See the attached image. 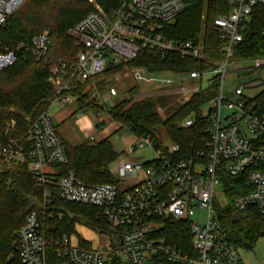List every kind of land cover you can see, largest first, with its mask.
<instances>
[{
	"label": "built area",
	"instance_id": "obj_1",
	"mask_svg": "<svg viewBox=\"0 0 264 264\" xmlns=\"http://www.w3.org/2000/svg\"><path fill=\"white\" fill-rule=\"evenodd\" d=\"M26 0H0V26ZM90 10L70 29L76 39L75 60L54 61L49 56L51 37L47 31L34 35L27 42H0V71L13 65L18 58H34L49 64L47 81L54 91L49 107L29 126L22 138H11L0 150V178L9 169L26 164L35 188L42 198L37 209L31 210L17 230V251L22 264H245L240 249L230 242L221 222L214 218L217 204L216 188L221 187L220 172L232 176L246 173L251 185L249 192L235 195L232 205L236 211L256 207L264 215V109L244 94L263 84L260 74L263 58L238 60L235 49L243 40L246 22L254 6L264 0H234L233 9L218 15L214 25L222 42V59L211 60L205 52L204 39H174L167 36L170 24L185 10L183 0H115L105 11L97 0H87ZM159 53L163 59L195 58L210 64L195 71H162L151 73L144 68H132L125 75L154 85L159 94L174 95L180 104H186L203 91L214 89L213 96L202 106L199 117L207 122L204 141L205 160H184L178 157L180 146L172 142L157 143L151 136H139L131 127L122 135L123 150L110 168L114 182L86 183L73 172L61 174L59 167L68 160L65 140L56 131L49 109L53 104L62 108L77 104L84 93L88 100L108 113L113 91L104 97L106 77L93 80L109 64L118 65L134 60L142 50ZM238 61L256 71L255 81L239 83L224 92L228 67ZM169 74L149 77L150 74ZM119 81L121 75H115ZM108 82V81H107ZM135 94V98L147 95ZM225 113V114H224ZM111 120V118H110ZM196 117L186 118L181 127L190 128ZM14 124V123H13ZM104 122L98 123L103 130ZM89 141H97L91 135ZM150 146L155 157L132 158L138 148ZM13 180L7 181L11 185ZM225 208L229 201L225 196ZM98 208L104 219L118 231L101 246L82 248L72 243V236L49 237L51 219H61L63 211L54 206L56 198ZM196 209L208 210L203 223L191 220ZM166 220L186 221L191 236V251L182 252L157 231ZM91 242L90 239L84 238ZM57 261V262H58ZM258 264H264V261Z\"/></svg>",
	"mask_w": 264,
	"mask_h": 264
},
{
	"label": "trees",
	"instance_id": "obj_2",
	"mask_svg": "<svg viewBox=\"0 0 264 264\" xmlns=\"http://www.w3.org/2000/svg\"><path fill=\"white\" fill-rule=\"evenodd\" d=\"M109 11L115 0H97ZM185 10L170 24L167 36L174 39H192L203 34L206 55L214 61L223 58L222 42L214 19L218 15L228 14L234 7V0H183ZM91 8L87 0H26L0 26L1 43L27 42L36 34L47 31L51 37L49 56L54 61L75 60L76 39L70 34L71 27ZM204 17V18H203ZM238 60L253 58L264 59V5L254 6L246 22L243 40L235 49ZM209 63L195 58L163 59L155 51L142 50L138 56L127 63L109 64L106 70L92 78L81 89L89 88L93 80L105 78L125 67L144 68L151 73L162 71H195L206 69ZM49 64L34 58H18L11 66L0 71V150L11 138H22L29 126L45 111L54 96V91L47 81ZM214 89L195 95L186 104L172 105L174 95H159L147 98L130 96L106 109L112 121L120 126L113 132L119 133L125 127H131L139 136H151L157 143L163 141L164 131L169 139L180 146L178 157L184 160H205L200 157L207 149L204 141L207 122L199 117L202 106L213 96ZM251 101L257 104L258 110L264 109V89ZM165 109L162 116L157 107ZM93 110L104 111L88 100L84 93L79 102L78 112ZM196 117L190 128L181 127V122L189 117ZM14 123V124H13ZM264 141V135L263 139ZM68 160L59 167L61 174L73 172L86 183L114 182L110 173L112 163L121 154L116 149L111 136L97 141L84 140L78 145L65 142ZM13 182L7 184L9 179ZM220 182L229 204L219 211L218 220L225 228L229 240L237 248L253 250L257 241L264 237V215L256 208L249 207L236 211L232 205L235 195L250 191L251 185L246 173L232 176L222 169ZM42 194L34 185L26 164L7 170L0 178V264H22L17 245V229L24 222L26 215L41 201ZM54 206L63 211L61 219L48 221V236H62L76 232V223H80L94 232L113 235L118 229L113 228L94 206L71 203L56 198ZM157 236L166 238L182 252L191 251V236L186 221H164ZM13 256L12 260L9 258ZM50 261L57 264L59 260L53 254Z\"/></svg>",
	"mask_w": 264,
	"mask_h": 264
},
{
	"label": "rangeland",
	"instance_id": "obj_3",
	"mask_svg": "<svg viewBox=\"0 0 264 264\" xmlns=\"http://www.w3.org/2000/svg\"><path fill=\"white\" fill-rule=\"evenodd\" d=\"M204 18V17H203ZM203 38V34L199 35ZM250 64L248 61L241 62L238 61L234 64L229 65L228 70L229 73L226 75L224 79V92L228 93L229 91L233 90L238 85L237 80V70L240 71V80L239 83H245L247 81H255L259 78V74L256 71L249 70L248 67ZM131 67H125L122 70L118 71L117 73L108 75L105 79L106 86L105 89L102 91L104 97L107 96V90L111 89L113 91L110 105H115L119 101L129 98L130 96H135V94H142L143 92H147L148 94L145 96H139L141 98L159 96L162 94L158 93V90L155 89L154 85H149L144 81L136 80L129 75H125ZM260 74L264 80V69L261 70ZM115 75H121V79L116 81L113 79ZM160 75L163 76H170L174 77L173 75L169 74H150L149 77H159ZM108 81V82H107ZM264 89V83L257 85L250 89H244V94L249 97H254L259 94ZM169 96V95H165ZM171 96V95H170ZM135 98V97H134ZM180 103L175 100L173 101L172 105L174 107L178 106ZM79 105L77 104H70L67 107L62 108L60 105L53 104L50 109V115L53 120V125L58 132V134L65 140L66 143L71 145H78L84 140H87L91 135L95 136L97 140L102 139V137L111 136V141L114 144V147L119 150H123V143H122V135L126 133L124 129H121L119 133L113 134V132L120 126L117 122L110 120V117L106 114H102L98 116L97 113L93 110L88 111H79ZM76 108V110H74ZM63 110H68L65 115H62L59 119L58 113H61ZM157 111L162 116L165 115V109L162 108L160 105L157 107ZM225 114V113H224ZM103 121L104 128L101 130L98 128V123ZM164 135V142L166 144L169 143V140L166 137L164 131H162ZM107 133V134H106ZM107 138V137H106ZM137 156H144L145 160L150 161L155 157V151L150 146H145L144 148H138L137 152L131 155L132 158ZM115 163H112L111 168L114 166ZM222 186L216 188L217 194V204L214 205V212L212 213L214 218H219V211L222 210V207L225 203V197L222 192ZM226 196V195H225ZM37 207L38 204L36 203ZM224 209V208H223ZM208 217V210L204 209H196L194 216H192L191 220L197 223H203L207 220ZM79 222L76 223V232L71 234H64L68 237L72 236V243L78 245L82 248H91L93 246H101L107 242L110 238V235L107 234H100L94 232L93 230L89 229L88 227L83 228ZM88 229V230H87ZM18 230V229H17ZM87 230V232H86ZM50 235L49 237H52ZM59 237V236H54ZM84 238L90 239L91 242L85 241ZM241 256L245 264H258L264 261V237L260 238L253 250H241ZM59 261L57 262V264Z\"/></svg>",
	"mask_w": 264,
	"mask_h": 264
},
{
	"label": "crops",
	"instance_id": "obj_4",
	"mask_svg": "<svg viewBox=\"0 0 264 264\" xmlns=\"http://www.w3.org/2000/svg\"><path fill=\"white\" fill-rule=\"evenodd\" d=\"M74 110H76V108H75ZM67 111H68V110H63V111H61V113H58L57 115H58L59 119H60V117H61L62 115H65ZM106 134H107V133H106ZM106 137H108V136H106ZM106 137L104 136V137H102V139H104V138H106ZM102 139H100V140H102ZM121 152H122V151H121ZM78 226H81V225H77V227H78ZM81 227H83V228L86 229V227H84V226H81ZM87 230H88V229H87ZM87 230H86V232H87Z\"/></svg>",
	"mask_w": 264,
	"mask_h": 264
},
{
	"label": "water",
	"instance_id": "obj_5",
	"mask_svg": "<svg viewBox=\"0 0 264 264\" xmlns=\"http://www.w3.org/2000/svg\"><path fill=\"white\" fill-rule=\"evenodd\" d=\"M15 250H17L16 246H15ZM12 259H13V256H11V257L9 258V260H12Z\"/></svg>",
	"mask_w": 264,
	"mask_h": 264
}]
</instances>
